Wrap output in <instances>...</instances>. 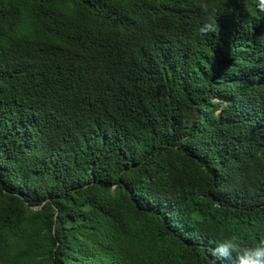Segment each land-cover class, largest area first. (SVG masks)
Listing matches in <instances>:
<instances>
[{"label":"trees","instance_id":"1","mask_svg":"<svg viewBox=\"0 0 264 264\" xmlns=\"http://www.w3.org/2000/svg\"><path fill=\"white\" fill-rule=\"evenodd\" d=\"M264 239V0H0V264H236Z\"/></svg>","mask_w":264,"mask_h":264},{"label":"clouds","instance_id":"2","mask_svg":"<svg viewBox=\"0 0 264 264\" xmlns=\"http://www.w3.org/2000/svg\"><path fill=\"white\" fill-rule=\"evenodd\" d=\"M212 254L221 259L235 257L236 264H264V239L246 245L239 233L220 238Z\"/></svg>","mask_w":264,"mask_h":264}]
</instances>
